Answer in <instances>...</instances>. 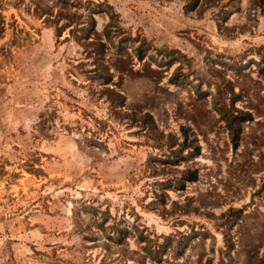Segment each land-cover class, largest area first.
Wrapping results in <instances>:
<instances>
[{
	"label": "rangeland",
	"instance_id": "374dc122",
	"mask_svg": "<svg viewBox=\"0 0 264 264\" xmlns=\"http://www.w3.org/2000/svg\"><path fill=\"white\" fill-rule=\"evenodd\" d=\"M0 264H264V0H0Z\"/></svg>",
	"mask_w": 264,
	"mask_h": 264
},
{
	"label": "trees",
	"instance_id": "16d2710c",
	"mask_svg": "<svg viewBox=\"0 0 264 264\" xmlns=\"http://www.w3.org/2000/svg\"><path fill=\"white\" fill-rule=\"evenodd\" d=\"M232 144L235 145V137L231 138Z\"/></svg>",
	"mask_w": 264,
	"mask_h": 264
}]
</instances>
